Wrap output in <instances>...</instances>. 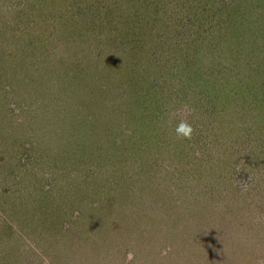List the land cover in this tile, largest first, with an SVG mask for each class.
<instances>
[{
    "label": "rangeland",
    "instance_id": "374dc122",
    "mask_svg": "<svg viewBox=\"0 0 264 264\" xmlns=\"http://www.w3.org/2000/svg\"><path fill=\"white\" fill-rule=\"evenodd\" d=\"M110 7L0 0V264H264V164L190 157L177 126L220 122L202 115L205 90L167 77L165 46L149 62L156 44L115 30ZM143 68L157 81L136 86ZM236 101L224 136L246 127Z\"/></svg>",
    "mask_w": 264,
    "mask_h": 264
},
{
    "label": "trees",
    "instance_id": "16d2710c",
    "mask_svg": "<svg viewBox=\"0 0 264 264\" xmlns=\"http://www.w3.org/2000/svg\"><path fill=\"white\" fill-rule=\"evenodd\" d=\"M142 2L114 0V7L106 9L114 18L110 23L115 30L119 29L118 26L128 25L127 30L136 40L135 44L142 41L146 44L151 42L152 46L156 44L149 57L152 61L149 62L156 63L159 48L165 46L168 55L167 77L171 79L176 74L180 79L183 77V85L192 82L199 84V88L205 90L204 94L198 92L197 95V98L200 96L197 101L206 103L202 104L206 107L202 115L220 120L219 125L209 123L202 130L192 126V138L187 141L190 157L199 159L196 154L199 148L202 150L201 155L206 158L209 155L215 159L213 162L216 165L231 168L239 174H246L247 166L259 159L264 164V87H258L251 93L248 79V74H253L252 85H264V0H167V10L164 8L166 0L144 3H151L152 8L141 6ZM125 5H133L135 11L146 10L145 14H141L145 15L141 18L142 22H139V17L136 19L139 23L131 25L129 22L135 19L124 18L126 12H122V9ZM146 14L151 15L148 17ZM153 24L159 26V31L154 30ZM151 27L153 32L149 31ZM204 61L207 69L203 67ZM134 71H131V81L136 86L141 85V77L144 78L142 85L157 81V76L151 73L150 68L147 71L143 68L141 76ZM171 81L168 83L175 85L176 81ZM236 84L247 87H241L246 88V91L233 96V85ZM205 85H209L210 89H206ZM251 96L256 97L254 102H251ZM235 99L243 107L240 115L246 127L239 128L237 134H243L240 137L237 134L234 137L224 136L222 132L234 126L233 120L227 125L226 118ZM234 128L233 134L236 133ZM248 142L251 144L250 149ZM203 162L204 158L200 163ZM205 172L207 170H195L190 177L202 178ZM212 172L210 174L215 176ZM220 196H223V192H220Z\"/></svg>",
    "mask_w": 264,
    "mask_h": 264
},
{
    "label": "clouds",
    "instance_id": "9594fccd",
    "mask_svg": "<svg viewBox=\"0 0 264 264\" xmlns=\"http://www.w3.org/2000/svg\"><path fill=\"white\" fill-rule=\"evenodd\" d=\"M193 131L192 126L183 121L176 128L177 135L187 139H191Z\"/></svg>",
    "mask_w": 264,
    "mask_h": 264
}]
</instances>
